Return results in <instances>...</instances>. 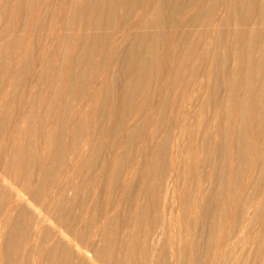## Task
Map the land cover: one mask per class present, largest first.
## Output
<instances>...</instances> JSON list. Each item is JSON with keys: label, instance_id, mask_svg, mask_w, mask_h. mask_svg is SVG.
Returning a JSON list of instances; mask_svg holds the SVG:
<instances>
[{"label": "rangeland", "instance_id": "1", "mask_svg": "<svg viewBox=\"0 0 264 264\" xmlns=\"http://www.w3.org/2000/svg\"><path fill=\"white\" fill-rule=\"evenodd\" d=\"M97 1L0 0V264H264L260 0Z\"/></svg>", "mask_w": 264, "mask_h": 264}, {"label": "bare ground", "instance_id": "2", "mask_svg": "<svg viewBox=\"0 0 264 264\" xmlns=\"http://www.w3.org/2000/svg\"><path fill=\"white\" fill-rule=\"evenodd\" d=\"M99 1V0H98ZM97 1V2H98ZM101 1V0H100ZM241 0H230L229 1V4H232L233 3V5H234V7H238V5H239V2H240ZM256 1V0H255ZM89 2V1H88ZM191 2V1H190ZM254 4V3H253ZM255 4H257V6H255L256 8H258V10H259V12H261V14H263L264 13V0H260V1H256L255 2ZM227 5V4H226ZM86 6V5H85ZM183 6H185V4L183 5ZM87 7V6H86ZM205 7V6H204ZM229 7H230V5H229ZM102 8H103V6H102ZM101 8V9H102ZM142 9V8H141ZM100 10V9H99ZM257 10V9H256ZM146 11V7L144 8V10H142L141 11V13H140V15L142 16V15H144V12ZM147 15V14H146ZM264 16H262L261 18L260 17H258L259 18V20L257 21L258 23H260V24H263L264 25V18H263ZM245 19V18H244ZM218 21V20H217ZM221 21V20H220ZM97 22V21H96ZM255 22V21H254ZM211 23H213V22H211ZM215 23V22H214ZM260 24H257V25H260ZM87 30V29H86ZM79 31V30H78ZM124 31V30H123ZM95 32V31H94ZM119 32V31H118ZM256 33H257V39H258V48H259V53H260V55H259V57L257 58V60H256V58L254 59V61H256L255 62V67L256 68H258L259 70H262V68H264V27L262 26V27H257V29H256ZM80 34V33H79ZM94 34V33H93ZM78 35V34H77ZM88 35V34H87ZM86 35V36H87ZM85 36V35H84ZM149 38V37H148ZM67 39V38H66ZM96 40V39H95ZM141 44V43H140ZM211 44V43H210ZM139 45V44H138ZM138 45H137V47H138ZM114 47V46H113ZM140 47V46H139ZM119 48V47H118ZM151 50V49H150ZM112 51V50H111ZM144 51V50H143ZM138 52V51H137ZM247 52V51H246ZM245 56V58H246V56L247 55H244ZM89 58V57H88ZM244 58V60H246ZM79 60V59H78ZM106 60V59H105ZM102 61H103V59H102ZM253 61V62H254ZM150 62V61H149ZM249 62V61H248ZM137 64V63H136ZM249 64V63H248ZM159 66V65H158ZM137 67V66H136ZM112 68V67H111ZM245 68V67H244ZM138 69H140V68H138ZM264 72V71H263ZM85 74V73H84ZM234 74V73H233ZM247 74V73H246ZM263 74V73H262ZM135 75V74H134ZM137 75V74H136ZM264 75V74H263ZM263 75H261V77H262V79H264V76ZM74 76V75H73ZM131 76V75H130ZM129 76V78H131ZM137 77V76H136ZM140 77V76H139ZM260 76L258 77V79H260L261 78ZM83 80V79H82ZM137 80V79H136ZM84 81H86V80H84ZM148 81V80H147ZM151 81V80H150ZM135 83V82H134ZM137 83V82H136ZM138 84H139V82H138ZM262 87V86H261ZM264 87V86H263ZM263 87H262V90L261 91H263L264 89H263ZM259 90H260V88H259ZM258 90V91H259ZM244 97V96H243ZM94 99V98H93ZM261 99V98H260ZM101 102V101H100ZM243 102V101H242ZM259 102V101H258ZM246 104H248V103H246ZM261 108V107H260ZM28 110V109H27ZM246 113V112H245ZM33 114V113H32ZM241 116V115H240ZM82 118H83V116H82ZM21 124H23V123H21ZM20 125V124H19ZM20 126H22V125H20ZM15 127V126H14ZM22 128H24V127H22ZM22 130V129H21ZM14 131H15V133H14V135L17 137V135L19 134L18 132L20 131V127L18 126V125H16V127L14 128ZM13 133H11V135L13 136ZM30 135V134H29ZM48 135V134H47ZM13 138H14V136H13ZM9 139V138H8ZM31 139H32V137H31ZM15 140V139H14ZM13 139L11 140L12 142H15ZM147 141V140H146ZM1 142V141H0ZM10 142V141H9ZM8 142V143H9ZM47 142V141H46ZM144 142V141H143ZM145 143V142H144ZM32 144H33V142H32ZM47 144H49V143H47ZM10 146V145H9ZM12 146H13V144H12ZM29 146V145H28ZM77 146V145H76ZM75 147V146H74ZM16 149V148H15ZM46 149H48V148H45V150ZM72 150V149H71ZM241 150V149H240ZM245 150V149H244ZM75 151V150H74ZM86 152V151H85ZM241 152V151H240ZM18 153V152H17ZM80 153H81V151H80ZM19 155V154H18ZM17 155V156H18ZM45 155V154H44ZM47 155V154H46ZM45 155V156H46ZM81 156H82V154H81ZM47 157V156H46ZM85 157V156H84ZM231 157V156H230ZM11 158H13V157H11ZM11 158H10V160H11ZM23 158V157H22ZM234 158V156L232 155V158H231V160H234L233 159ZM6 159H7V157H6ZM14 159V158H13ZM18 159V158H17ZM44 160H46V158L44 159ZM170 161H171V163H172V165L173 166H175L176 164H177V162H178V160H177V155L176 154H173V155H171V157H170ZM12 162V161H11ZM230 161H228V163H229ZM73 164V163H72ZM3 166H5V165H3ZM10 166H11V164H10ZM7 167V166H6ZM14 167V166H13ZM5 168V167H4ZM74 168V167H73ZM8 169V168H7ZM6 169V170H7ZM45 169V168H44ZM49 169H50V167H49ZM1 170V172H2V170L3 169H0ZM48 170V169H47ZM47 170H45V171H47ZM131 170V169H130ZM5 171V170H4ZM48 172V171H47ZM43 174H44V172H43ZM229 174H230V172H229ZM38 175V174H37ZM70 175V174H69ZM53 177V176H52ZM67 179H66V181H70V177L67 175V176H65ZM13 178V177H12ZM42 178V177H41ZM6 177L4 176V174H3V172L2 173H0V180H3V181H5L6 182ZM9 179V178H8ZM27 180V179H26ZM8 181V180H7ZM52 181V180H51ZM12 182V181H11ZM49 184V183H48ZM9 185V187L13 190V193H14V195H13V198H12V200L10 201V203H9V205L7 206V208L5 209V211H4V213H2V216L0 217V242H1V238H2V227H3V225L5 224V222H7L9 219H11V217H12V215H13V212H14V210H16L17 208H18V206L21 204V203H26V204H29V205H32V206H34V204H32V202L30 201V199H27V198H25L24 197V193H23V191L21 192V190L19 189V188H17V187H15V185L13 184V182H12V184L10 183V184H8ZM24 186V185H23ZM27 186H29V185H27ZM27 186H26V188H27ZM64 187V186H63ZM202 186H200V185H197L196 186V190H197V192H198V194L199 195H201L202 194V188H201ZM25 188V189H26ZM176 188V187H175ZM39 189V188H38ZM43 189V188H42ZM64 189V188H63ZM3 193V192H2ZM35 193V192H34ZM232 193V192H231ZM11 194V193H10ZM40 194V193H39ZM197 194V195H198ZM1 195H3V194H1ZM49 195V194H48ZM32 196H34V195H32ZM8 197V196H7ZM10 197V196H9ZM9 197H8V199H9ZM52 201H54V197H52L51 199H50V202H52ZM39 202V201H38ZM57 203V202H56ZM47 204V203H46ZM24 205V204H23ZM38 205V204H37ZM23 207V206H22ZM20 208V207H19ZM40 209V208H39ZM56 209V208H55ZM21 210V209H20ZM33 210V209H32ZM55 211V210H54ZM56 211H57V209H56ZM84 211V210H83ZM19 215V214H18ZM22 215V214H21ZM50 215V214H49ZM48 215V216H49ZM55 215V214H54ZM170 215H171V213H170ZM170 215H169V218H170ZM53 216V215H52ZM71 216H73V215H71ZM70 216V217H71ZM108 217V216H107ZM36 219V218H35ZM83 219V218H82ZM81 219V220H82ZM47 220V215H46V211H41V210H38L37 211V219H36V223H35V226L34 227H37V225H39V224H41L42 222H47L46 221ZM87 220V219H86ZM31 221V220H30ZM50 221V220H49ZM106 221H107V219H106ZM171 221V220H170ZM54 222V221H53ZM13 223V222H12ZM179 223H180V221H179ZM31 224V223H30ZM30 224H28V225H30ZM34 224V223H33ZM45 224V223H44ZM69 224V223H68ZM75 224V223H74ZM16 225V224H15ZM53 225V224H52ZM55 225V224H54ZM65 225L67 226V223L65 222ZM33 226V225H32ZM31 226V227H32ZM42 226V225H41ZM58 226V225H57ZM96 226L98 227H100V226H102V224H96ZM11 228V227H10ZM18 228V227H17ZM28 228H30V226L28 227ZM44 228V227H43ZM42 228V229H43ZM54 228V227H53ZM46 229H48V228H46ZM64 229L65 228H63V231H64ZM72 230H73V228H71ZM15 230V229H14ZM27 230V229H26ZM32 230V229H31ZM36 230V229H35ZM54 230V229H53ZM7 232V231H6ZM32 232V231H31ZM43 232V231H42ZM58 233L56 234V235H60L61 237H63V238H68L67 236H66V234H64L62 231H60V230H58L57 231ZM71 232H73V231H71ZM71 232H70V234H71ZM44 233V232H43ZM42 233V234H43ZM49 233V232H48ZM9 234V233H8ZM35 234V233H34ZM15 235V234H14ZM68 235H69V233H68ZM17 236V235H16ZM25 236V235H24ZM66 236V237H65ZM4 237V236H3ZM34 237V236H33ZM37 237H38V235H37ZM181 237V236H180ZM241 237V236H240ZM15 238V237H14ZM70 238H71V235H70ZM182 238H183V234H182ZM25 239V238H24ZM27 239V238H26ZM39 239V238H38ZM59 239V238H58ZM170 239V238H169ZM187 239V238H186ZM6 240V239H5ZM7 240H9V239H7ZM53 240V239H52ZM57 240V239H56ZM72 240V239H71ZM80 240V239H79ZM83 240V239H82ZM15 241H16V238H15ZM63 241V240H62ZM184 241V240H183ZM57 242V241H56ZM58 242H59V240H58ZM57 242V243H58ZM170 242V241H169ZM53 244V243H52ZM55 244V243H54ZM54 244H53V246H54ZM64 245H67V244H65V243H63ZM78 244V243H77ZM46 245V244H45ZM58 245V244H57ZM72 245V244H71ZM1 246V245H0ZM63 246V245H62ZM39 247V246H38ZM44 247V246H43ZM77 247V246H76ZM14 248H16V247H14ZM24 248V247H23ZM60 248H61V246H60ZM64 248V247H63ZM71 248V247H70ZM78 250H79V245H78ZM50 249V248H49ZM99 249V248H98ZM53 250V249H52ZM63 250V249H62ZM65 250V249H64ZM63 250V251H64ZM82 250V249H81ZM101 250V249H100ZM61 251V250H60ZM96 251V250H95ZM78 253V252H77ZM83 253V252H82ZM101 253H102V251H101ZM264 253V252H263ZM59 254H61L60 252H59ZM91 254V253H90ZM89 254V255H90ZM99 254V253H98ZM152 254V253H151ZM31 255V254H30ZM33 255V254H32ZM48 255V254H47ZM62 255V254H61ZM82 255V254H81ZM93 255V253L91 254V256ZM95 255V254H94ZM174 256V255H173ZM35 257V256H34ZM33 257V258H34ZM48 257V256H47ZM94 257V256H93ZM92 257V261H95V260H93V259H96V258H93ZM119 257V256H118ZM27 258V257H26ZM35 258H37V257H35ZM34 258V259H35ZM49 258H50V256H49ZM59 258V257H58ZM101 258V257H100ZM149 258H150V255H149ZM263 258V257H262ZM8 259H9V257H8ZM29 259V258H28ZM39 259V256H38V258H37V260ZM148 259V258H147ZM151 259V258H150ZM149 259V260H150ZM154 259V258H153ZM153 259H151V260H153ZM120 258H119V260H117V262L119 261V263H120ZM0 261H1V259H0ZM36 261V260H35ZM39 261V260H38ZM44 261H45V259H44ZM43 261V262H44ZM99 261V260H98ZM103 261V260H102ZM87 262H88V260H87ZM97 262V261H96ZM96 262L94 263V264H96ZM124 262V261H123ZM263 262V261H262ZM45 263H47V262H45ZM90 263H91V260H90ZM99 263V262H98ZM3 264V263H2ZM84 264V263H83ZM118 264V263H117Z\"/></svg>", "mask_w": 264, "mask_h": 264}]
</instances>
